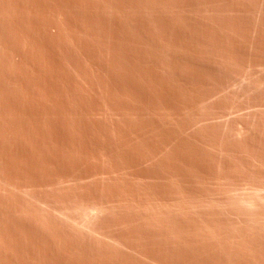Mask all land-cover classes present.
<instances>
[{
  "label": "rangeland",
  "instance_id": "374dc122",
  "mask_svg": "<svg viewBox=\"0 0 264 264\" xmlns=\"http://www.w3.org/2000/svg\"><path fill=\"white\" fill-rule=\"evenodd\" d=\"M263 197L264 0H0V264H264Z\"/></svg>",
  "mask_w": 264,
  "mask_h": 264
},
{
  "label": "bare ground",
  "instance_id": "6f19581e",
  "mask_svg": "<svg viewBox=\"0 0 264 264\" xmlns=\"http://www.w3.org/2000/svg\"><path fill=\"white\" fill-rule=\"evenodd\" d=\"M258 198V197H257ZM261 198V197H260ZM264 198V197H263ZM245 199V198H244ZM243 199V200H244ZM241 200H242V198H241ZM261 201H263V199L261 200ZM261 201H259V202H261ZM264 202V201H263ZM256 201L254 200V199H247V200H244V204L246 205V206H248V207H255V205H256ZM262 205V204H261ZM81 209V208H80ZM86 210V209H85ZM96 211H101V210H97L96 208H92L91 207V209H88L86 212H84L85 214H83V215H85L84 216V218H82V220L83 219H89L90 217L92 218L93 217V215L95 214V212ZM81 212V211H80ZM97 214H98V212H96ZM100 213V212H99ZM70 215V214H69ZM82 215V216H83ZM81 216V215H80ZM94 216H96V215H94ZM81 218V217H80ZM94 218V217H93ZM85 220H83V221H85ZM91 220V219H90ZM86 221H88V220H86ZM85 221V222H86ZM88 222H90V221H88ZM82 226H84L85 227V225H82Z\"/></svg>",
  "mask_w": 264,
  "mask_h": 264
}]
</instances>
